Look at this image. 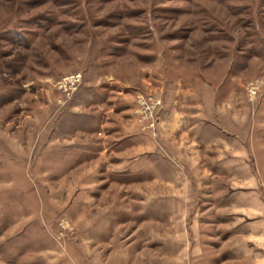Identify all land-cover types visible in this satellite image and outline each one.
I'll use <instances>...</instances> for the list:
<instances>
[{"label":"rangeland","instance_id":"obj_1","mask_svg":"<svg viewBox=\"0 0 264 264\" xmlns=\"http://www.w3.org/2000/svg\"><path fill=\"white\" fill-rule=\"evenodd\" d=\"M139 92L162 96L156 135ZM197 121L259 149L193 158ZM251 163L264 200V0H0V264H143L171 228L217 235Z\"/></svg>","mask_w":264,"mask_h":264},{"label":"crops","instance_id":"obj_2","mask_svg":"<svg viewBox=\"0 0 264 264\" xmlns=\"http://www.w3.org/2000/svg\"><path fill=\"white\" fill-rule=\"evenodd\" d=\"M209 125L211 126V122L197 121L193 122L187 130V132H191L192 137H187L186 153L189 155L188 152H191L193 158L197 154H203L217 141H222L220 139L222 135L234 139V142H239L240 145L238 144L239 147L235 146L236 144L229 146L224 141L223 147L216 148L219 155L224 154L228 149L227 147H235L236 150L232 154L239 153L240 155L253 154L259 149L255 146L245 147L242 145L244 138L252 139L249 138L248 134L243 137L228 132L218 136L205 133ZM179 152L183 153L181 150ZM245 166L247 167H243L246 170L244 180L246 185L252 189L241 191L240 194L236 195L235 204V208L244 214H232V220L221 222L217 226L219 230L217 235L211 232L214 229L208 226L211 223L205 222L203 237L198 239L197 243L193 229H188L187 234H185L171 228L169 235H174V238L172 237L168 242L152 243L150 247L139 249L136 254L139 256L138 259L143 264H264V200L261 191L257 192L253 189V187H258V183L256 175L253 173L252 163L245 164ZM153 182V185L161 183L157 179ZM176 182L177 180L174 178V186ZM211 215L205 214L203 218L215 217L214 214ZM189 235L193 238L190 239ZM185 236L187 242H184ZM200 252L201 257L199 256Z\"/></svg>","mask_w":264,"mask_h":264},{"label":"built area","instance_id":"obj_3","mask_svg":"<svg viewBox=\"0 0 264 264\" xmlns=\"http://www.w3.org/2000/svg\"><path fill=\"white\" fill-rule=\"evenodd\" d=\"M81 78L80 72L70 73L58 80L55 86L64 96L68 97L76 90ZM134 102V119L140 130L156 135L158 110L163 104L161 94L157 92H139L136 94Z\"/></svg>","mask_w":264,"mask_h":264}]
</instances>
